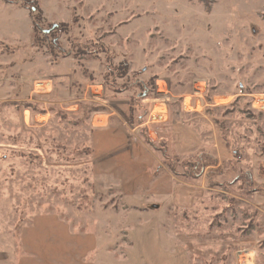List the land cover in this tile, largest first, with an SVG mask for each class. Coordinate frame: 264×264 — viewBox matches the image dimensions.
I'll list each match as a JSON object with an SVG mask.
<instances>
[{"label":"rangeland","instance_id":"rangeland-1","mask_svg":"<svg viewBox=\"0 0 264 264\" xmlns=\"http://www.w3.org/2000/svg\"><path fill=\"white\" fill-rule=\"evenodd\" d=\"M261 100L264 0H0V264H264Z\"/></svg>","mask_w":264,"mask_h":264},{"label":"trees","instance_id":"trees-1","mask_svg":"<svg viewBox=\"0 0 264 264\" xmlns=\"http://www.w3.org/2000/svg\"><path fill=\"white\" fill-rule=\"evenodd\" d=\"M202 1L205 2L207 6H210V4H211V0H202ZM28 6L31 8L32 13L34 14V16H33V30H34V33L37 34L40 31V23H41L40 20L41 19L38 16H35V12H37L41 15L40 8L38 7V4L36 1H32V4H28ZM108 67H109V65H108ZM111 67H112V65L110 66V68ZM119 67H120L119 69H115L116 67H114L111 71H108L109 72L108 77L105 79V81H103L104 82L103 85H106L107 90L110 92L111 91L115 92V93L122 92L121 89H119V87H117V86L119 85L118 80L124 79L123 76L126 74L127 69H129V64H128L127 60H124ZM121 69H122V73H121ZM120 88H122V87H120ZM131 101H132V103L136 101L134 96L131 97ZM133 107H135V106L132 105V107L129 110V116H133V113H134V112H132ZM132 122L134 123V120Z\"/></svg>","mask_w":264,"mask_h":264},{"label":"built area","instance_id":"built-area-1","mask_svg":"<svg viewBox=\"0 0 264 264\" xmlns=\"http://www.w3.org/2000/svg\"><path fill=\"white\" fill-rule=\"evenodd\" d=\"M42 85H43L42 83H39L37 86L42 88ZM164 85L165 86L159 85V83H157L156 84L157 91L158 92H163L165 94L166 93V90H167L166 89L167 88V84L165 83ZM91 88L97 90V92H95L96 95L102 96L104 94V90L102 89V86L99 88L97 85H93ZM257 104H259V106H260L258 110L264 111V101L263 100L258 101ZM255 105H256V101L253 104V107H255V109H256V106ZM159 120H161V117L159 118Z\"/></svg>","mask_w":264,"mask_h":264},{"label":"crops","instance_id":"crops-1","mask_svg":"<svg viewBox=\"0 0 264 264\" xmlns=\"http://www.w3.org/2000/svg\"><path fill=\"white\" fill-rule=\"evenodd\" d=\"M43 85H42V90H44V93L45 94H48V93H50L51 92V90H49V88L51 87L52 88V85H46L45 86V84L44 83H47V82H41ZM37 86V85H36ZM48 88V89H47ZM47 90V91H46ZM50 91V92H49ZM49 116V114H47L46 116H44V117H48ZM161 119H162V117H161ZM42 122H44V121H42ZM102 122H103V120H102ZM104 123L106 124V126H107V124H108V122L107 121H104ZM102 124V123H101Z\"/></svg>","mask_w":264,"mask_h":264},{"label":"bare ground","instance_id":"bare-ground-1","mask_svg":"<svg viewBox=\"0 0 264 264\" xmlns=\"http://www.w3.org/2000/svg\"><path fill=\"white\" fill-rule=\"evenodd\" d=\"M159 85H160V83H159Z\"/></svg>","mask_w":264,"mask_h":264}]
</instances>
